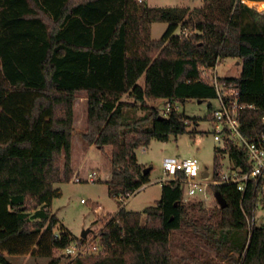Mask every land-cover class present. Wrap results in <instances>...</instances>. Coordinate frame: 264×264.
<instances>
[{
  "label": "trees",
  "instance_id": "16d2710c",
  "mask_svg": "<svg viewBox=\"0 0 264 264\" xmlns=\"http://www.w3.org/2000/svg\"><path fill=\"white\" fill-rule=\"evenodd\" d=\"M248 15L258 26L248 31ZM262 15L240 0H204L201 8L150 7L146 0H0V264L7 256L51 258L60 264L72 242L84 238L56 233L51 214L55 185L73 176L75 101L87 93V146L112 147L113 197L123 202L150 182L136 151L152 140L168 141L188 132L191 118L178 111L162 114L150 101L185 104L217 98L201 78L202 68L235 58L238 77H222L239 91L242 131L264 132V26ZM168 28L159 40L152 26ZM180 28L186 32L176 34ZM145 76V82L139 80ZM128 95L135 103H123ZM146 111L130 118L125 109ZM211 109V106L209 107ZM198 124V120L193 122ZM229 152L247 166L245 152L230 143L216 149L215 174ZM227 201L215 222L191 221L180 182L162 186L157 206L143 212L122 206L101 233L97 257L71 264H264V224L249 230L253 196L243 199L233 185L213 186ZM31 211H36L31 215ZM206 211V210H204ZM146 216V217H144ZM189 230L212 256L185 246L176 255L173 234ZM58 234V236H56ZM87 257V256H86ZM89 259V260H87Z\"/></svg>",
  "mask_w": 264,
  "mask_h": 264
},
{
  "label": "rangeland",
  "instance_id": "374dc122",
  "mask_svg": "<svg viewBox=\"0 0 264 264\" xmlns=\"http://www.w3.org/2000/svg\"><path fill=\"white\" fill-rule=\"evenodd\" d=\"M264 2V0H251ZM150 7H189L191 10L201 8L204 5V0H146ZM242 3V2H241ZM248 7L249 5L242 3ZM251 8V7H250ZM262 16L259 17V23L264 26V9L257 7V10L252 8ZM241 25L248 31H255L258 29L257 23L248 15L241 19ZM168 24L165 22H156L152 26V38L159 40L163 37ZM186 32L185 29L180 28L176 34ZM235 58H229L223 61L218 67V73L221 77H237L242 72V65ZM210 82L209 80H207ZM145 82L143 76L139 83ZM121 102L133 104L134 98L125 95L122 97ZM174 105L178 107V112L185 114L191 118L188 132L184 135L175 138L172 136L168 141L152 140L150 145L146 148H140L136 151L139 163L144 168L153 167L150 173V182L144 190L137 191L135 194L127 198H123V202L113 197L110 193L109 184L107 181L111 178V153L112 147L107 146L101 149L96 146H87L82 139V134L87 128V109L88 100L87 93L80 91L76 94L75 101V134L73 138V161L75 169L70 182H61L56 184V189L61 193L58 194L52 202L51 214L55 215L58 219V224L55 227L56 233H61L65 230L71 232L73 236L81 238L83 231L90 229L87 239L91 242L100 245L101 233L105 225L111 221L115 214L122 206L130 211L143 212L144 209L152 206H157V202L162 195V186L160 179L163 177V161L165 158L177 159H192L196 160L202 170L210 173L215 172V154L216 149L222 147L215 138L211 119L212 108L217 106L215 99L207 100L199 103L198 100H190L185 104L180 102L169 103L165 100L150 101L148 106H156L163 114L167 106ZM211 106V109L209 108ZM139 106V109H125L126 115L130 118L143 116L146 111ZM198 120V124L193 123ZM227 153V152H226ZM228 154L222 156L221 160L226 162ZM73 167V166H72ZM91 172H97V179L95 182H75L74 177L80 176L87 178ZM207 199L201 197L193 198L185 195L184 203L189 204L201 202V206L195 209L189 208L190 220L195 218H202L205 222H215L218 219V210L220 205L215 197V191L209 190ZM206 210V211H204ZM36 211H31L30 214L34 215ZM264 212L258 213L257 224H262L261 217ZM146 217V216H144ZM186 231L177 230L173 234L172 248L174 253L179 256L188 253L185 246L194 250V245L198 252H206L214 256L215 252L209 248H205L199 244L194 237ZM103 251L99 248L94 253H89L85 258L97 257ZM56 257L63 256L62 250H57ZM65 256V255H64ZM75 257L65 256L60 264H71ZM7 259L12 264H48L51 258H36L28 256H7ZM89 260V259H87Z\"/></svg>",
  "mask_w": 264,
  "mask_h": 264
},
{
  "label": "built area",
  "instance_id": "2783aa9c",
  "mask_svg": "<svg viewBox=\"0 0 264 264\" xmlns=\"http://www.w3.org/2000/svg\"><path fill=\"white\" fill-rule=\"evenodd\" d=\"M257 10V7L264 9V2L240 0ZM225 61L219 59L214 67L202 68L201 78L217 90V106L212 108L211 123L215 140L221 144L220 149H225L227 144H234L240 150L245 152L247 166L238 165L230 157L229 152H225L223 157L228 154L226 162L221 160V171L217 174L202 170L200 164L192 159L165 158L163 161V177L160 184H169L171 182H180L185 195L188 197H201L207 199L209 190L213 186L233 185L241 193L242 202L248 192L253 196L252 216L247 217L249 230H252L257 222L258 213L264 212V132L255 136H247L242 131L240 122V112L247 108L240 103L239 91L236 86L227 82H222L218 73L219 65ZM209 80L210 82H208ZM172 111H178V107L170 105L166 107L164 115H169ZM208 176L205 177V174ZM97 172H91L87 178L75 176L74 181L79 183L83 181L95 182ZM149 183L142 185L137 191L147 188ZM264 222V216L261 217ZM264 224V223H262ZM58 236V234L56 235ZM101 248L84 239L83 242L76 240L66 249L62 250L63 255L70 257H82L89 253H94Z\"/></svg>",
  "mask_w": 264,
  "mask_h": 264
},
{
  "label": "water",
  "instance_id": "95a60500",
  "mask_svg": "<svg viewBox=\"0 0 264 264\" xmlns=\"http://www.w3.org/2000/svg\"><path fill=\"white\" fill-rule=\"evenodd\" d=\"M199 103H203L202 101H199ZM153 167H147L145 168L144 170V174H148L152 171ZM208 176V173L205 174V177ZM215 197L218 201V204L222 207V208H225L227 206V201L224 199V197L221 195L220 192H216L215 193ZM90 229H87L85 231L82 232L81 234V238H84L86 239L88 237V234L90 233Z\"/></svg>",
  "mask_w": 264,
  "mask_h": 264
},
{
  "label": "crops",
  "instance_id": "0c3cea01",
  "mask_svg": "<svg viewBox=\"0 0 264 264\" xmlns=\"http://www.w3.org/2000/svg\"><path fill=\"white\" fill-rule=\"evenodd\" d=\"M237 64L240 65L239 62H237ZM240 74H241V73H240ZM239 76H240V75H239ZM237 77H238V76H237ZM160 100H161V99H160ZM160 100H157V101H160ZM140 164H141V162H140ZM72 166H73L74 171L77 172L78 170L75 169V164H74L73 159H72ZM55 187H56V185H55ZM60 193H61V192L59 191V194H60Z\"/></svg>",
  "mask_w": 264,
  "mask_h": 264
}]
</instances>
